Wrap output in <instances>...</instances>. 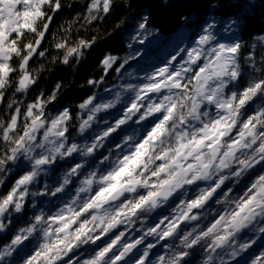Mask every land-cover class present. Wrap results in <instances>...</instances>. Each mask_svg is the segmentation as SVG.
Listing matches in <instances>:
<instances>
[{"label": "clouds", "instance_id": "1", "mask_svg": "<svg viewBox=\"0 0 264 264\" xmlns=\"http://www.w3.org/2000/svg\"><path fill=\"white\" fill-rule=\"evenodd\" d=\"M35 6L38 16L16 21L29 27L9 24L0 38V193L16 190L0 212V264H26L22 248L57 241L54 264H90L113 240L98 264H254L264 196L231 218L264 175V0ZM11 7L0 5V20ZM222 46L223 75L198 77ZM59 217L75 223L60 232Z\"/></svg>", "mask_w": 264, "mask_h": 264}, {"label": "snow or ice", "instance_id": "2", "mask_svg": "<svg viewBox=\"0 0 264 264\" xmlns=\"http://www.w3.org/2000/svg\"><path fill=\"white\" fill-rule=\"evenodd\" d=\"M22 5L24 6L22 8V15L27 19L29 17H32L33 19L35 18V16L39 15V8L35 6V0H22ZM28 5H32L33 7L31 9H29L27 6ZM27 27H29L30 25H26ZM0 38H6V35L4 33H0ZM3 50H8V49H3ZM14 51V49H12ZM228 51L234 52L235 49H229ZM225 54V49L223 48V46L220 48L219 51H217L215 57L209 62V64L207 65V67H202L200 69V71L197 73V76L199 77V75L201 73H205V72H211L212 76H221L224 73L225 67H226V62L222 60V57ZM7 72V66H0V73H6ZM211 76H206L205 79H210ZM261 85H257V88H259ZM152 89H149V91H151ZM247 94V93H246ZM245 94V95H246ZM244 101L242 100L241 103H243ZM255 119V117H254ZM245 128H248L249 125L245 124L244 125ZM218 131V127L217 126H213L211 129H209V135L205 137V139L211 140L213 138V136H215L217 134ZM197 144V146L201 145L204 143V140H198L195 142ZM144 145H140V148H143ZM137 155H139V149L137 151ZM38 163H42V161H38ZM130 163H135V158L133 159V161H131ZM128 171V166L126 165L124 168H122L119 172H117L114 176L111 177V179L115 180V181H119V179L125 175ZM28 179V177H24L22 178L19 183L23 184L25 183V181ZM115 189V185H113V190ZM247 191L250 193L248 195V197L246 199L243 200V202L240 204L238 210L233 213L232 216V220H235V218L237 216L240 215L241 212H244L246 209H248L249 205H252L256 200L257 197L259 196H264V175H260L259 173H257L254 177V183H252L249 188L247 189ZM100 195H103V193H101ZM16 198V190H12V191H8L6 195H3L2 193H0V212L3 211L4 208L8 207L10 204H12V202L14 201V199ZM18 206V205H17ZM91 205H89L90 207ZM39 219V218H37ZM223 218L218 219L214 224H212L209 228L207 233H205L204 235L207 236L210 233H213L214 231L217 230L218 225L221 223ZM64 220H68V217H59V218H54L53 223H60L61 221ZM75 223V217H73L71 220H68L67 223H63L62 227L58 229V231L60 232H64L66 231L68 228H70L73 224ZM81 230H83V225H81ZM228 230V223H225L223 228L221 229L222 232L226 233ZM165 235H168V233H165ZM4 239H7V237H4ZM227 239L226 235H217L213 240H212V244L214 245H221L222 242ZM19 242V238H17L16 240L13 241V243H18ZM63 241H57L55 245H53L52 247H49L47 245L44 246V250L42 251H36V252H31L27 255H25L27 257L26 259V264H41V260H44L46 262V264H54V258L53 259H49V257L51 256L53 250L55 247H57L59 244H62ZM99 243V242H98ZM116 244V241L113 240L111 244H109L107 247H102V250H100L96 256V258L92 261H90V264H98V262L104 258L107 254H110L113 246ZM193 244H195V242H193ZM131 247V245H129ZM218 250V249H217ZM209 251L211 252V249H209ZM3 252H0V259H3ZM215 254H213L214 256ZM17 258H20L21 256H19V252L16 253ZM121 260V256L120 255H116L115 258L112 261V264H117L118 261ZM209 260L212 261V257H209ZM264 260V254H261L260 256H258L256 258V260L254 261V264H260V261ZM141 264H143V261L141 262Z\"/></svg>", "mask_w": 264, "mask_h": 264}, {"label": "rangeland", "instance_id": "3", "mask_svg": "<svg viewBox=\"0 0 264 264\" xmlns=\"http://www.w3.org/2000/svg\"><path fill=\"white\" fill-rule=\"evenodd\" d=\"M5 4L12 6L8 10V14L11 17V19L0 20V33H4L5 35H7L6 29L8 28L9 24L13 25V32L16 29L27 28V26H26L27 24H25V23H19V24L16 23L17 20L26 19L21 14L22 9H21V12L19 14L14 11V9H16L19 4L22 5V0H0V5H5Z\"/></svg>", "mask_w": 264, "mask_h": 264}, {"label": "trees", "instance_id": "4", "mask_svg": "<svg viewBox=\"0 0 264 264\" xmlns=\"http://www.w3.org/2000/svg\"><path fill=\"white\" fill-rule=\"evenodd\" d=\"M17 7H22V5L19 4ZM64 14H70V13H68V11L65 10V13ZM59 19H60V16L58 15L57 17L54 18V22L55 21H58ZM21 29H24V28H21ZM75 95L78 98L80 95H82V93H77ZM5 191H7V187H4L3 189H0V192H5ZM22 219H23V217L17 218L15 222L16 223H20L22 221ZM2 239H4V237H0V240H2ZM29 253H30L29 247L28 246H25L24 248H22L19 251V256H25V255H27Z\"/></svg>", "mask_w": 264, "mask_h": 264}]
</instances>
